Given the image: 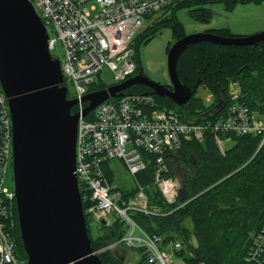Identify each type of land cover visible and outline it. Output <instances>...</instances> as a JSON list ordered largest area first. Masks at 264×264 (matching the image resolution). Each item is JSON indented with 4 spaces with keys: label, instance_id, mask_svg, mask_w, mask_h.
Returning <instances> with one entry per match:
<instances>
[{
    "label": "built area",
    "instance_id": "obj_1",
    "mask_svg": "<svg viewBox=\"0 0 264 264\" xmlns=\"http://www.w3.org/2000/svg\"><path fill=\"white\" fill-rule=\"evenodd\" d=\"M29 1L46 29L50 52L60 63L64 86L72 91V97L67 96L78 100L73 108L81 115L85 103L80 99L89 93L91 85L101 82L102 69L112 73L111 86L130 79L137 69L134 39L190 0ZM56 48L62 51L60 58L54 54ZM125 91L122 97L100 104L84 118L80 116L77 124L75 176L79 192L82 189L88 193L85 214L91 226L95 222L110 228L116 221L122 223L123 237L110 245L122 243L139 252L143 264H172L176 256H182L187 264L186 259L193 254L186 243L175 239L164 244L162 237L145 232L133 220L134 214H160L158 209L149 208L147 190L138 184L136 176L152 166L153 187L167 204H175L182 189L181 173L177 166L171 170L168 162H176V153L183 142L200 143L209 134L224 155L228 145L233 144V136L257 137L259 150L264 144V116L242 104L239 93L229 92L214 121L197 123L188 116L193 123H186L184 113L159 107L155 100L158 97L151 91L130 94ZM113 161L123 165L134 187L115 184L110 166ZM9 168H12V123L7 99L0 88V264H27L14 243L15 195L5 185ZM251 238L247 260L264 264V224Z\"/></svg>",
    "mask_w": 264,
    "mask_h": 264
},
{
    "label": "water",
    "instance_id": "obj_2",
    "mask_svg": "<svg viewBox=\"0 0 264 264\" xmlns=\"http://www.w3.org/2000/svg\"><path fill=\"white\" fill-rule=\"evenodd\" d=\"M264 42V31L247 37L221 38L209 32L176 41L168 50L166 69L171 89L148 81L140 61L136 76L80 99L87 106L72 114L78 100L68 98L60 63L50 52L48 34L29 0H0V88L12 123V179L19 240L27 264H102L93 252L75 176L76 131L100 104L142 86L158 98L183 108L194 96L181 84L176 64L190 46L252 47ZM225 103L218 102L216 117ZM184 121L193 123L184 111ZM195 122V121H194ZM174 170L172 162H168ZM184 183L188 175H180ZM185 188L180 191L183 199ZM103 224V222H101Z\"/></svg>",
    "mask_w": 264,
    "mask_h": 264
},
{
    "label": "trees",
    "instance_id": "obj_3",
    "mask_svg": "<svg viewBox=\"0 0 264 264\" xmlns=\"http://www.w3.org/2000/svg\"><path fill=\"white\" fill-rule=\"evenodd\" d=\"M263 2L264 0H190L178 6L173 15L154 22L134 39V61L139 62L138 50L142 42L148 36L153 38L159 27L170 28L174 39L183 38L182 25H175L177 11L192 8L195 10L192 18L207 23L210 13L205 7L208 4L222 3L230 12L237 4L259 5ZM199 9L205 10V14L199 16ZM209 32L221 38L237 37L227 28L212 29ZM176 72L180 83L189 89L198 84L195 94L200 88L208 91L213 97L212 104L205 105L194 94L183 108L175 106L166 98H156L158 106L164 105V108L178 113L186 111L197 123L214 121L216 118L211 117L215 113V106L218 102L225 103L226 88L229 83H233L240 91L241 103L264 115V42L252 47L194 44L179 57ZM104 89L106 87L103 83L97 81L88 92ZM145 92L150 90L142 86L125 91L126 94ZM86 105L85 103L83 107ZM75 112L76 108H72L71 113ZM232 140L233 146L224 155H221L209 134L204 135L200 143L183 142L176 153L173 166H177L180 172H187L189 177L182 183L185 188L183 199L178 198L175 204H167L153 187L152 166L136 176L138 184L147 190L149 208L159 209L160 214H134L133 220L145 232L162 237L164 244L181 239L193 254L192 258L186 259L189 264H252L247 260L252 245L251 235L257 233L264 224V144L257 150L260 138L233 136ZM109 179L111 180V176ZM87 194L80 189L84 211L89 205L85 201ZM187 219L191 221V231L184 226ZM14 221V243L19 256L25 259L15 209ZM85 223L93 252L120 242L124 235L123 224L117 221L110 228L101 226L107 229L101 236L91 234L94 229L87 215ZM192 238L194 245L189 244ZM98 257L102 264H122L121 258L114 257L109 252H100ZM143 263V259L137 262Z\"/></svg>",
    "mask_w": 264,
    "mask_h": 264
},
{
    "label": "rangeland",
    "instance_id": "obj_4",
    "mask_svg": "<svg viewBox=\"0 0 264 264\" xmlns=\"http://www.w3.org/2000/svg\"><path fill=\"white\" fill-rule=\"evenodd\" d=\"M205 8L208 9L210 13V19L207 23H198L190 18L189 15L181 12L188 9L176 12L177 20L183 26V33L185 37L195 33H203V31L205 30L214 28H228L231 33H233V35H236L237 37H247L264 31V2L259 5L253 3L237 4L230 12L224 8V4L222 3L208 4ZM173 44L174 40L172 37L171 29L168 27H160L154 37L150 39L149 44L144 45L142 43L138 50L140 63L144 70L147 72L148 76L151 78V80L156 81L164 86L170 85L166 69V51L167 49H170ZM54 54L60 58L62 54L61 49L56 48ZM100 79L101 83H103V86L106 88L114 84L113 75L107 68L102 69ZM229 88V91L231 93H239L240 95L239 89L235 88L234 85H230ZM232 88L234 90H232ZM67 89L68 94L72 97L71 89L68 86ZM195 97L202 99L204 104L207 106L212 104L213 97L209 94L208 91L202 88L197 90ZM159 106H161V108H164V105ZM232 146V144L228 145L229 148ZM110 166L114 173L116 185L123 188L134 187L132 178L129 176V174L119 161L111 162ZM180 173H185L189 177V174L185 171H181ZM5 185L6 187H8L9 191L13 190L12 168H9L6 174ZM109 221L113 222V218L109 217ZM92 226L94 230H92L91 234L93 236H101L103 235L105 230H107L100 227V225L95 222ZM184 226L186 229L191 231L192 225L189 219L184 221ZM177 239L181 241V239ZM190 243L192 245L195 244L193 238L191 239ZM109 245L102 249L100 248V251L94 253L98 255L100 252H109L113 254L114 257L121 258L120 261L122 264H137L138 260H142V256L139 254V252L131 249L129 250V248L127 250V247L125 248L122 243H118L115 246ZM183 259L184 258L182 256H176L172 259V264H186Z\"/></svg>",
    "mask_w": 264,
    "mask_h": 264
},
{
    "label": "flooded vegetation",
    "instance_id": "obj_5",
    "mask_svg": "<svg viewBox=\"0 0 264 264\" xmlns=\"http://www.w3.org/2000/svg\"><path fill=\"white\" fill-rule=\"evenodd\" d=\"M195 10L194 9H188V10H185V11H181V12H184L186 15H189V17L190 18H192V14H193V12H194ZM205 10H201V9H199L198 10V12H197V14L199 15V16H202L203 14H205ZM175 15H176V13H175ZM194 21H196V22H198V23H204L203 21H201V20H196V19H194V18H192ZM176 20H177V17H176ZM209 20V19H208ZM182 25L178 20H177V22L175 23V25ZM171 28L173 27L172 25H169ZM183 27V26H182ZM160 28V27H159ZM217 29V28H216ZM228 29V28H227ZM145 30V29H144ZM143 30V31H144ZM210 30H212V29H210ZM142 31V32H143ZM141 32V33H142ZM204 32H209V30H205V31H203V33ZM231 32V31H230ZM202 33V32H201ZM210 33V32H209ZM196 34V33H195ZM231 34H233V33H231ZM183 37H185V35L183 36ZM182 39V38H181ZM173 40H174V43L176 42V41H178V39H174L173 38ZM149 42H150V37L148 36L142 43L144 44V45H147V44H149ZM168 50L169 49H167V51H166V53H168ZM140 61V60H139ZM142 66V65H141ZM138 71H139V69L137 68V70H135V72H134V74L131 76V77H134V76H136L137 75V73H138ZM141 73H142V75L145 77V78H147L148 79V81H152V82H156V81H153V80H151V78L148 76V74H147V72L144 70V68L142 67V70H141ZM130 77V78H131ZM156 83H158V82H156ZM159 85H161L160 83H158ZM230 85H234L235 86V88H237V86H236V84H233V83H229V85L227 86V88H226V100H227V98H228V95H229V87H230ZM164 86V85H163ZM168 89H171V87H170V85L169 86H166ZM232 90H234L233 88H232ZM225 100V101H226ZM213 101V100H212Z\"/></svg>",
    "mask_w": 264,
    "mask_h": 264
},
{
    "label": "bare ground",
    "instance_id": "obj_6",
    "mask_svg": "<svg viewBox=\"0 0 264 264\" xmlns=\"http://www.w3.org/2000/svg\"><path fill=\"white\" fill-rule=\"evenodd\" d=\"M81 196V195H80ZM81 203H82V199H81ZM82 210H83V208H82ZM83 215H84V218H85V211L83 210Z\"/></svg>",
    "mask_w": 264,
    "mask_h": 264
},
{
    "label": "crops",
    "instance_id": "obj_7",
    "mask_svg": "<svg viewBox=\"0 0 264 264\" xmlns=\"http://www.w3.org/2000/svg\"><path fill=\"white\" fill-rule=\"evenodd\" d=\"M214 29H216V28H214Z\"/></svg>",
    "mask_w": 264,
    "mask_h": 264
}]
</instances>
